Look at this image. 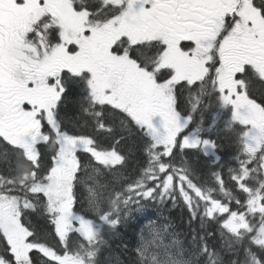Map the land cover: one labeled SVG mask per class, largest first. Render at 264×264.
I'll list each match as a JSON object with an SVG mask.
<instances>
[{"label": "snow or ice", "instance_id": "obj_1", "mask_svg": "<svg viewBox=\"0 0 264 264\" xmlns=\"http://www.w3.org/2000/svg\"><path fill=\"white\" fill-rule=\"evenodd\" d=\"M121 254L264 264V0H0V264Z\"/></svg>", "mask_w": 264, "mask_h": 264}, {"label": "trees", "instance_id": "obj_2", "mask_svg": "<svg viewBox=\"0 0 264 264\" xmlns=\"http://www.w3.org/2000/svg\"><path fill=\"white\" fill-rule=\"evenodd\" d=\"M73 130H74V132L79 133V134H94L92 132L93 129L91 127V124L87 120L86 117L82 118L78 124H74ZM223 174L225 176V179L227 180V168L226 167L223 170ZM165 215H169V214L165 213ZM169 218L172 219L173 222L176 223L177 225H180L183 221H185L187 219V210L183 209L182 206L177 207L175 209H171V215ZM178 230L183 231L182 228H178ZM138 231H139L138 228L137 229L127 228V229L123 230L125 236L129 239H131V237L134 234H138ZM117 251L119 252L118 249H117ZM121 259L125 260V264H128V261L131 259V256L121 254Z\"/></svg>", "mask_w": 264, "mask_h": 264}, {"label": "rangeland", "instance_id": "obj_3", "mask_svg": "<svg viewBox=\"0 0 264 264\" xmlns=\"http://www.w3.org/2000/svg\"><path fill=\"white\" fill-rule=\"evenodd\" d=\"M93 132V131H92Z\"/></svg>", "mask_w": 264, "mask_h": 264}]
</instances>
